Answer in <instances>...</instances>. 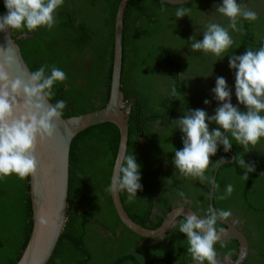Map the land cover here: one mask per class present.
Masks as SVG:
<instances>
[{"label": "trees", "instance_id": "trees-1", "mask_svg": "<svg viewBox=\"0 0 264 264\" xmlns=\"http://www.w3.org/2000/svg\"><path fill=\"white\" fill-rule=\"evenodd\" d=\"M117 2L118 0H64L55 14L57 23L51 31L43 28L31 33L27 30L23 33L10 31V36L30 71L47 64L65 72L67 79L54 86L55 96L52 99V103L57 100L66 101L63 116L99 108L107 100ZM243 2L244 0H237V3ZM219 4H222V0H187L182 4H168L158 0H128L125 4L122 18L120 94L122 100L131 104L125 154L133 153L140 166L143 191L137 192L133 201L136 206L148 200L150 193L163 192L167 186L172 185L169 191L183 192L189 197L190 208L207 214L209 180L205 179L204 184H199L198 179L182 176L172 163L174 151L183 147V134L178 128L176 132L175 129L172 130L160 145L150 146V151L163 153L161 158L168 162L165 169L160 168L157 156L147 150L134 148L132 144L135 142L136 131L141 130L144 134L145 130L151 131L155 123H174L183 117L175 111L186 105L193 107L202 103L203 110L209 116L214 115L219 106L212 93L216 78L223 77L226 82L233 81L229 56L242 55L246 49L257 50L264 45L263 5V10L258 11L262 14L257 13V20L240 21L238 28L242 27V31L233 32L229 29L233 44L224 53L222 60L227 63V69L208 72L205 67L197 64L193 54L194 60L188 64V68L193 66L194 73L185 81L179 77L178 81L173 80L175 68L178 67L180 72L185 71V63L189 61L188 55L182 56L180 50H175L178 46L182 44L180 49L190 47L189 38L193 35L202 40V32L210 22L227 27V18L215 12L214 6ZM252 5L247 7L259 10L255 2ZM179 8H190V18L185 16L177 19L175 12ZM6 11L4 0H0V15H4ZM181 60L184 63L180 64ZM222 61L214 63L221 64ZM180 82L185 84L183 90ZM189 84L198 89L204 86V90L197 92L200 99ZM227 85L232 89L233 105L246 112L247 109L239 105L233 86ZM186 91H190V95L184 96ZM206 99L210 101L208 105L204 104ZM217 127L214 123L210 124L209 130ZM117 138V129L110 122L91 124L71 138L66 218L62 233L45 264H150L155 260L182 264L192 260L187 252V237L179 232V222L174 223L163 234V237L174 234V248L182 249L178 260L173 262L167 254V247L155 252L148 250L147 245L137 243L148 237L132 232L118 220L109 192L106 191ZM229 138L231 139L230 133ZM232 143L229 151L233 155L232 161L220 164L214 176L212 206L214 209L229 210L232 214L229 218L236 220L237 226L247 237L249 251L241 264H264V152L258 151L259 143L254 148L249 146V152L244 151L235 140ZM218 151L221 152L219 156L210 158L213 163L222 157L229 158L230 155L224 152L222 145ZM240 158H244L246 163L255 168L254 172L248 174L247 180L242 178L246 169L239 165ZM213 166L214 164H210L206 177H211ZM173 170L178 172L181 184L166 180L169 176L167 171L176 177ZM27 179L20 180L15 175L0 179V264H14L29 237L31 218ZM228 184L233 185L231 196L219 199ZM119 196L124 210L133 221L148 228L161 221L162 218L144 225L141 220L143 216L140 217L142 207L135 211L126 192H119ZM196 198L198 203H195ZM216 228L218 230L221 227L216 225ZM223 242L225 247H221L219 241L216 243V251L228 252L234 258L235 253L231 251H236L237 242L233 239Z\"/></svg>", "mask_w": 264, "mask_h": 264}, {"label": "clouds", "instance_id": "clouds-1", "mask_svg": "<svg viewBox=\"0 0 264 264\" xmlns=\"http://www.w3.org/2000/svg\"><path fill=\"white\" fill-rule=\"evenodd\" d=\"M63 4L64 0H4L7 11L0 15V33L9 35L10 31L23 33L25 30L31 33L41 28L51 31L57 23L55 14ZM214 8L217 14L227 18V27L210 22L202 32V40L193 35L189 41L191 51L220 58L233 44L229 29L242 31V27L238 28L240 21L252 22L258 19V15L237 0H222V4ZM190 13V8H179L175 17L190 18ZM14 67L17 70L20 68L16 50L11 46L0 47V179L15 175L25 180L38 171V144L51 140L58 131L55 122L63 117L67 103L64 100L52 103L54 86L63 83L67 77L61 69L44 64L13 78L10 70ZM229 68L235 73L236 99L247 111L242 112L233 105L232 89L225 78L217 77L212 89L219 103L215 114L209 116L203 109L188 110L182 118L174 121L183 134V147L174 151L172 163L184 177L211 182L212 178L205 175L210 164L219 166L226 163L223 157L215 163L210 159L216 155L219 146H223L224 152H229L232 140H235L237 145L249 152V146L254 148L264 138V45L257 50L246 49L242 55L229 56ZM209 103L207 99L204 101L205 105ZM213 123L218 127L210 131L209 125ZM239 165L246 169L242 177L244 180L255 171L254 166L246 163L244 158L239 159ZM140 180L136 157L133 153L125 154L118 172L115 168L106 191L112 194L126 192L129 203H132L137 192L142 190ZM233 190V185H226V191L219 199H227ZM178 195L187 202L183 192ZM177 215L184 216L179 223V232L187 237V252L194 264H219L215 245L218 241L221 247L226 244L220 234L224 230L218 232L216 225L218 221L227 220L231 212L210 207L207 214L201 217L194 212L185 214L180 208ZM39 219L41 225L47 223L43 213Z\"/></svg>", "mask_w": 264, "mask_h": 264}, {"label": "water", "instance_id": "water-1", "mask_svg": "<svg viewBox=\"0 0 264 264\" xmlns=\"http://www.w3.org/2000/svg\"><path fill=\"white\" fill-rule=\"evenodd\" d=\"M128 0H118L113 20L112 39V62L109 81L108 97L104 104L96 109L63 116L55 123L58 126L56 135L51 140L39 143L36 150V157L39 168L35 176L27 179V195L30 205L31 226L29 237L21 253L14 264H45L49 259L66 218L67 185H68V152L71 138L81 129L99 122H110L118 132L115 155L109 172L108 187L115 171L118 172L120 162L125 155L127 143L128 114L130 109L129 101L122 100L120 94V71H121V40H122V18L125 4ZM168 4H182L187 0H158ZM11 46L16 50L19 63V70L15 67L10 70L13 78L21 76L23 71H30L24 62L17 44L13 38L5 33H0V47ZM223 131V130H222ZM233 159L232 154L226 163ZM218 166H213L211 171L212 181L209 182L207 191V207L212 206V186ZM109 198L113 210L120 223L132 232L143 237H157L163 235L175 223L177 211L184 209L185 214L194 212L184 206L170 208L161 221L153 228L142 226L139 222L133 221L124 210L118 194L109 192ZM214 209V208H213ZM44 214L47 223L41 225L40 216ZM195 213V212H194ZM225 227L221 234L222 240L234 239L237 241V251L234 258L225 257L219 264H241L249 251V244L244 233L228 220H221ZM220 229L217 231L219 232ZM168 264L162 260L150 264ZM182 264H194L188 261ZM206 264V263H205Z\"/></svg>", "mask_w": 264, "mask_h": 264}, {"label": "flooded vegetation", "instance_id": "flooded-vegetation-1", "mask_svg": "<svg viewBox=\"0 0 264 264\" xmlns=\"http://www.w3.org/2000/svg\"><path fill=\"white\" fill-rule=\"evenodd\" d=\"M252 2H255L256 3L255 6L259 9V10H253V11H256V13H258V14H262L258 11L263 10V8L261 9V6L264 5V0H244L243 5L252 7L253 6ZM181 46H182V44L180 46H178L175 50L177 52L180 50L182 56L188 55L189 61L187 63H185V71L180 72L178 67L175 68V78L173 80L178 81V77H179V78H181V80L185 81L194 73V70H192L193 66L188 68V64L194 60L193 54L196 58L197 64L199 66L205 67V70L208 72H213V73L217 72V71L221 72V69L222 70L227 69V63L225 61H222L223 57H224V53L222 54V57L217 58V57H214L212 54L204 55L202 52H193L192 53L189 46H184L183 48L180 49ZM199 53H200V56L198 55ZM218 59H221V60H218ZM221 61H222L221 64H215V63H219ZM181 63H184L183 60L180 61V64ZM224 74L227 76L226 73H224ZM230 74L233 77V81L227 80V83L231 84L235 90V73H234V71H232ZM166 80L167 79H165V81ZM179 84H180L181 89L183 87H185V84H182L181 82ZM175 85H177L176 82H175ZM189 85L191 86L190 89L192 91H195V94H197V97H199V99H200V96L198 95L197 92L200 89L204 90V86H202L198 89V87L195 85H191V84H189ZM186 95H190V91H186L184 93V96H186ZM195 109H203V104L199 103L197 105H194L193 107H188L186 105V107H183L181 110L175 111V113L176 114L181 113L180 115H184V113H186L188 110H195ZM149 129H150V126H149ZM172 130H174L175 132L177 131V127H176L175 123H155V126L152 127L151 131L145 130L144 134H142L141 130L136 131L137 135L134 138L135 142H133L132 145L134 148L138 147L139 150H143V151L147 150L148 153H150L154 156H157L158 159L160 160V168L165 169L168 165V162L161 158L163 156V153L160 151H150V149H151L150 146L151 145H160V143H163L162 140L164 138H167L170 135V133L172 132ZM261 140L262 141L259 142L257 148H258V151L261 150V152H264V138ZM227 153L229 154V152H227ZM220 154H221V152L217 151L215 156H219ZM173 172H174L176 177H174L173 175H171V173L169 171H167L169 176L166 177V180L177 182V183L181 184L182 180L178 179V172H176L175 170H173ZM198 183L204 184V181L201 182L200 180H198ZM171 186L172 185L167 186V188L163 192L157 191L156 194L154 192L150 193V197L148 198V200H144L143 203L140 202V204L138 206H136L133 202L131 203V206L135 211L140 210L142 207L140 217L143 216L142 217L143 219H141V220L143 221L144 225H147V224L149 225L151 223H155L158 219L163 218L162 216H164V212L167 209H169L170 207L172 208V207H176V206H184V207H188L189 209H192V208H190V205L188 203L189 197L186 196L187 202L183 201L181 199V197L178 195V193H180V192L176 193V192L168 190ZM175 190H178V188H175ZM191 195H193V193H191ZM198 202H199V200H198V198H196L195 203H198ZM143 205L145 206L144 209H143ZM192 210L197 215H199L201 217L205 216V213H203V212L197 211L195 209H192ZM135 211H133V212H135ZM146 211H148L147 214H145ZM183 219H184V217L177 216V218L175 220V224L177 222L180 223ZM227 220L230 223H232L233 225H236V227H238L236 224V220H233L230 218H228ZM217 225H220L221 228L225 227V225L220 221L217 222ZM238 228L241 229L240 227H238ZM98 230L100 232L103 231L100 229H98ZM137 243L147 245V247H149L148 250L153 251V252L159 250L160 248L163 249L164 247H167V250H166L167 254L173 262H176L178 260V258L180 256V250H182V249L174 248V246L176 245V244L174 245V234H171L170 237H167V236L163 237V235L157 236V237H148L145 241H137ZM236 251H237V249H236ZM236 251L232 250L231 253H235ZM225 257L231 258L229 256L228 252H225V251L217 252L218 261L223 260ZM155 261H160V260H155ZM155 261H153V262H155ZM155 264H160V263H155Z\"/></svg>", "mask_w": 264, "mask_h": 264}]
</instances>
